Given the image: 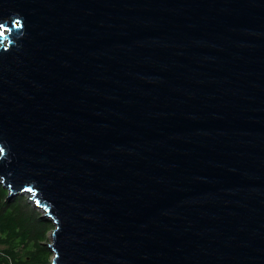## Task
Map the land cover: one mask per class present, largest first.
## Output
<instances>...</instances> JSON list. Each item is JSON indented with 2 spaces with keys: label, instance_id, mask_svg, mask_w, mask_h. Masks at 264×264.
<instances>
[{
  "label": "water",
  "instance_id": "1",
  "mask_svg": "<svg viewBox=\"0 0 264 264\" xmlns=\"http://www.w3.org/2000/svg\"><path fill=\"white\" fill-rule=\"evenodd\" d=\"M0 178L51 264H264V0H0Z\"/></svg>",
  "mask_w": 264,
  "mask_h": 264
},
{
  "label": "trees",
  "instance_id": "2",
  "mask_svg": "<svg viewBox=\"0 0 264 264\" xmlns=\"http://www.w3.org/2000/svg\"><path fill=\"white\" fill-rule=\"evenodd\" d=\"M47 230L46 221L19 197L7 198L0 183V264H48Z\"/></svg>",
  "mask_w": 264,
  "mask_h": 264
},
{
  "label": "rangeland",
  "instance_id": "3",
  "mask_svg": "<svg viewBox=\"0 0 264 264\" xmlns=\"http://www.w3.org/2000/svg\"><path fill=\"white\" fill-rule=\"evenodd\" d=\"M0 183L2 184V179L0 178ZM5 192H6V196L7 198H13L16 196L20 198V202L24 205H26L29 209H32L35 212V215H38L40 218H42L43 220L46 221V223L49 225V230H47L46 232V236H45V240L44 242H50V234L52 229L54 228V225L52 223V221L45 215V210L41 207H39L38 205H35L34 201L32 200V198L30 197V195H28L26 192L23 193H17L15 195H10V190L7 186H4L2 184ZM9 196V197H8ZM0 247H3L2 245ZM52 251L49 250V255L47 257V261L48 264L51 263V259H52Z\"/></svg>",
  "mask_w": 264,
  "mask_h": 264
},
{
  "label": "bare ground",
  "instance_id": "4",
  "mask_svg": "<svg viewBox=\"0 0 264 264\" xmlns=\"http://www.w3.org/2000/svg\"><path fill=\"white\" fill-rule=\"evenodd\" d=\"M28 194V193H27ZM28 195H30V197L32 198V195L29 193ZM34 201V199H32Z\"/></svg>",
  "mask_w": 264,
  "mask_h": 264
}]
</instances>
